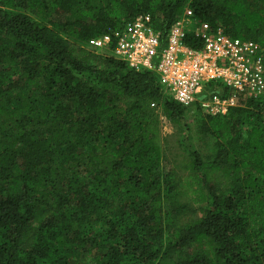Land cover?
<instances>
[{"label": "trees", "instance_id": "obj_1", "mask_svg": "<svg viewBox=\"0 0 264 264\" xmlns=\"http://www.w3.org/2000/svg\"><path fill=\"white\" fill-rule=\"evenodd\" d=\"M141 15L161 37L220 25L264 61V0H0V264H264V95L183 106L112 53Z\"/></svg>", "mask_w": 264, "mask_h": 264}, {"label": "built area", "instance_id": "obj_2", "mask_svg": "<svg viewBox=\"0 0 264 264\" xmlns=\"http://www.w3.org/2000/svg\"><path fill=\"white\" fill-rule=\"evenodd\" d=\"M150 22L149 15H141L116 32L113 52L138 71H154L166 92L183 106L198 103L205 114L224 115L240 98L264 95V61L258 42L234 38L220 25L188 17L177 20L161 37ZM189 33L201 41L200 48L186 44ZM111 41V34H104L89 42L103 50ZM212 81L221 86L216 84L209 93ZM223 87L228 94H221Z\"/></svg>", "mask_w": 264, "mask_h": 264}, {"label": "rangeland", "instance_id": "obj_3", "mask_svg": "<svg viewBox=\"0 0 264 264\" xmlns=\"http://www.w3.org/2000/svg\"><path fill=\"white\" fill-rule=\"evenodd\" d=\"M98 51H105V50H98ZM112 53L114 54L113 50ZM115 55V54H114ZM163 115L160 116L161 118V129L164 138V160L165 165L170 167L171 164H174L176 160L179 158L180 153L182 152L181 147L178 146V138H179V130L175 128L170 122H168L165 118H162ZM188 120H192L190 116H188ZM194 131L191 130L190 138L192 139L193 145H200L198 141H196L195 137L193 136ZM189 139L186 142H189Z\"/></svg>", "mask_w": 264, "mask_h": 264}]
</instances>
